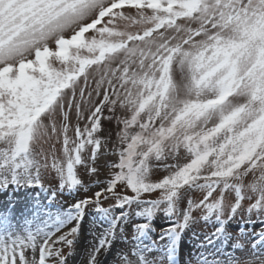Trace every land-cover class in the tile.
I'll return each mask as SVG.
<instances>
[{"label":"snow or ice","instance_id":"obj_1","mask_svg":"<svg viewBox=\"0 0 264 264\" xmlns=\"http://www.w3.org/2000/svg\"><path fill=\"white\" fill-rule=\"evenodd\" d=\"M21 191L0 264H264V0H0Z\"/></svg>","mask_w":264,"mask_h":264},{"label":"rangeland","instance_id":"obj_2","mask_svg":"<svg viewBox=\"0 0 264 264\" xmlns=\"http://www.w3.org/2000/svg\"><path fill=\"white\" fill-rule=\"evenodd\" d=\"M104 125H105V134H106L109 131L110 125L108 124L107 121H104ZM111 130L113 132V137H114L115 129L112 128ZM57 147H59V146H57ZM80 171H81V174L83 175V170L81 169ZM160 175H162V173L154 174L153 179H157ZM85 179H87V177H85ZM101 179H103V175L101 176ZM95 190L96 189H93V191H95ZM88 194L91 195V193H88ZM31 195L32 194H30V193L26 194L23 191L15 193V194H13V193H8L7 195L0 194V204H2L3 202H6L8 200H12L13 202L22 206L23 202L26 199H31ZM201 195L202 194L197 193L194 195V198L199 199ZM64 199L67 200L68 198L65 197ZM157 223H163V221H157ZM231 230L235 233L237 230V226L233 225ZM198 231H200V232H211L212 228L210 226L205 227L203 222H201V224L198 226ZM188 243H189V247H191V241L190 240L188 241ZM87 248H88V239H82L81 242L79 243V245L77 246L76 254L73 257H70L69 264H83V257L85 256V252H86ZM109 259H111V257H109Z\"/></svg>","mask_w":264,"mask_h":264}]
</instances>
